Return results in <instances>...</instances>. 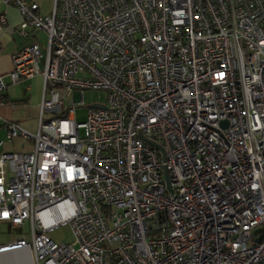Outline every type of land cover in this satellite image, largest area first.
Here are the masks:
<instances>
[{"label": "built area", "instance_id": "built-area-1", "mask_svg": "<svg viewBox=\"0 0 264 264\" xmlns=\"http://www.w3.org/2000/svg\"><path fill=\"white\" fill-rule=\"evenodd\" d=\"M1 1L21 14L20 37L41 30L46 43L23 45L7 73L40 75L44 89L36 131L6 123L32 148L0 153V226L30 235L0 252L264 264V0H53L48 14ZM6 86L0 75V101ZM85 89L104 91L105 107L78 121ZM61 225L70 241L50 237Z\"/></svg>", "mask_w": 264, "mask_h": 264}, {"label": "crops", "instance_id": "crops-1", "mask_svg": "<svg viewBox=\"0 0 264 264\" xmlns=\"http://www.w3.org/2000/svg\"><path fill=\"white\" fill-rule=\"evenodd\" d=\"M36 2L42 14L51 11L53 0H30ZM0 12L5 13L6 24L0 25V75L3 76L7 86L1 92L0 101V153L4 151L25 152L32 148L29 138L15 136L9 138L6 123L16 121L28 132H34L37 128L39 105L42 100L44 80L42 76L35 75L31 78L21 79L16 83H10L7 73L12 68V55L23 45L38 41L44 45L46 35L43 31H35L27 37L17 34L22 16L16 7L5 5L0 0ZM41 35H45L44 39ZM2 225H7L3 223ZM0 226V243L19 237L6 236ZM8 226V225H7ZM0 264H34L31 250L28 246H22L0 252Z\"/></svg>", "mask_w": 264, "mask_h": 264}, {"label": "rangeland", "instance_id": "rangeland-1", "mask_svg": "<svg viewBox=\"0 0 264 264\" xmlns=\"http://www.w3.org/2000/svg\"><path fill=\"white\" fill-rule=\"evenodd\" d=\"M46 35V34H45ZM44 35V37H45ZM41 37L44 39L43 35ZM58 91L60 92V95L62 96L64 91L61 88H58ZM105 93L102 90L97 89H85L83 90V102L84 105L77 107L75 109V117L76 120L82 121L84 119L86 106L93 103V102H104L105 101ZM65 105L67 104L68 100L64 99ZM2 232L7 234L6 236H3L2 238H6L7 236L12 237H23L28 239L29 238V229L27 225H23L21 228L16 227H9L7 225H2L1 227ZM50 237L55 241H70L72 239L71 231L68 225H61L59 227H56L54 230H52L49 233Z\"/></svg>", "mask_w": 264, "mask_h": 264}, {"label": "water", "instance_id": "water-1", "mask_svg": "<svg viewBox=\"0 0 264 264\" xmlns=\"http://www.w3.org/2000/svg\"><path fill=\"white\" fill-rule=\"evenodd\" d=\"M89 106H91V107H105L104 104L99 103V102H93V103L89 104ZM221 124H226V121H225V120H222V121H221ZM140 136H141V138H142L145 142H147V143H149V144H151V145H153V146H155V147L161 149V147H160L159 145H157L154 141H152V140H150V139L144 137V136L141 135V134H140ZM163 175H164L165 180L167 181L168 177H167V172H166L165 169H164V171H163Z\"/></svg>", "mask_w": 264, "mask_h": 264}]
</instances>
